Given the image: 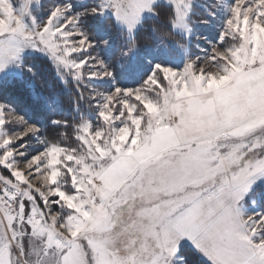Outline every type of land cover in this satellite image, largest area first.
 <instances>
[{"label": "snow or ice", "instance_id": "1", "mask_svg": "<svg viewBox=\"0 0 264 264\" xmlns=\"http://www.w3.org/2000/svg\"><path fill=\"white\" fill-rule=\"evenodd\" d=\"M218 7L194 54L193 0H0V264H264V0ZM145 29L180 64L141 60ZM37 56L70 118L15 94Z\"/></svg>", "mask_w": 264, "mask_h": 264}, {"label": "trees", "instance_id": "2", "mask_svg": "<svg viewBox=\"0 0 264 264\" xmlns=\"http://www.w3.org/2000/svg\"><path fill=\"white\" fill-rule=\"evenodd\" d=\"M150 23L156 24L161 32L167 31V25L163 17L159 20H152ZM98 38L100 35L98 29L96 32ZM157 40H164L160 33H152L148 30H142L138 36V43L140 48L154 44ZM121 47V44L119 45ZM116 54V51L112 52V58ZM34 65L36 70V77L34 79L26 80L22 86H20L16 95L27 105L36 100H55L57 104L55 107L60 114L69 113L71 115V103H72V89L70 86L66 87L61 80L57 78L56 71L53 65H51L43 56H37L34 59ZM83 107V105H82ZM57 129L49 130V138L56 139ZM257 198L264 203V186H261L257 190ZM193 260V264H196V259L190 256Z\"/></svg>", "mask_w": 264, "mask_h": 264}, {"label": "rangeland", "instance_id": "3", "mask_svg": "<svg viewBox=\"0 0 264 264\" xmlns=\"http://www.w3.org/2000/svg\"><path fill=\"white\" fill-rule=\"evenodd\" d=\"M78 2H86V0H78ZM194 2V20L206 19L208 23L195 24V33L190 42V48L194 54H203V50L208 48L210 43L216 39L217 33L222 22L223 10L218 7L219 0H193ZM42 3L47 6L51 3V0H42ZM214 7L216 9L217 15L215 17L208 16L205 11V7ZM98 33L100 35L99 39L108 38V32L103 28H98ZM199 37V39L197 38ZM158 42L141 47V60L144 56H149L155 60H164L167 63L180 64L181 57H172L168 55L169 50L173 47L170 40H157ZM121 41L115 34H112V45L111 47H103L97 49V52L101 57L105 59H112V52L116 51L114 57L119 55V46ZM144 69L148 68L147 63L142 64ZM55 68V67H54Z\"/></svg>", "mask_w": 264, "mask_h": 264}]
</instances>
